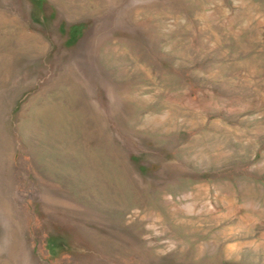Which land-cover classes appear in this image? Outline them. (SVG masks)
<instances>
[{"label": "rangeland", "instance_id": "rangeland-1", "mask_svg": "<svg viewBox=\"0 0 264 264\" xmlns=\"http://www.w3.org/2000/svg\"><path fill=\"white\" fill-rule=\"evenodd\" d=\"M0 264H264V0H0Z\"/></svg>", "mask_w": 264, "mask_h": 264}]
</instances>
